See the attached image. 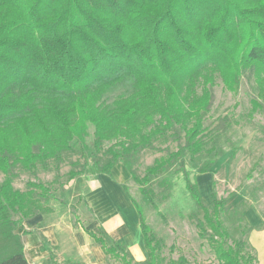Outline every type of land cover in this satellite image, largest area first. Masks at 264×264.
Listing matches in <instances>:
<instances>
[{"label": "trees", "instance_id": "16d2710c", "mask_svg": "<svg viewBox=\"0 0 264 264\" xmlns=\"http://www.w3.org/2000/svg\"><path fill=\"white\" fill-rule=\"evenodd\" d=\"M245 74L255 88L251 117L264 103V0H0V264H29L16 231L50 210L51 185L14 189L17 170L35 174L51 162L58 172L71 143L84 146L90 127L95 172L111 176L122 164L146 195L151 179L179 163L176 171L202 212L199 236L218 264H251L245 241L224 226L225 200L212 191L206 205L182 160L186 153H211L203 138L216 79L235 94ZM169 139L176 151L155 159L139 177L131 160ZM76 164L66 182L81 174ZM123 190L148 259L135 261L124 245L85 232L120 264H161L162 243ZM70 214L84 229L75 208ZM186 263L184 257L168 262Z\"/></svg>", "mask_w": 264, "mask_h": 264}, {"label": "rangeland", "instance_id": "374dc122", "mask_svg": "<svg viewBox=\"0 0 264 264\" xmlns=\"http://www.w3.org/2000/svg\"><path fill=\"white\" fill-rule=\"evenodd\" d=\"M120 92L122 89L117 90L116 94ZM213 94L214 100L204 124L206 131L203 138L208 143L207 149L212 148L211 153H202L200 156L182 154L183 165L206 205L211 207L209 194L212 191L218 199L225 200L226 210L222 221L230 236L245 241V251L253 258L251 264H264V255L258 252L264 242V232H262L264 229V103L262 108L250 117L255 88L253 80H250L246 74L241 79L237 93L225 91L220 80L216 79ZM92 133L90 127L84 146L71 143L72 149L64 153V160L58 172L51 162L48 170L39 167L35 174L17 170L18 177L13 181L14 189L25 192L28 190V182L49 184L52 188V196L47 204L51 203L52 198H56L63 210L67 205L68 211L71 208L78 211L81 200L71 194L74 189L69 182H66V177L67 172L72 168V162L77 163L73 169L81 171V174L93 171ZM182 136L181 134V141ZM176 145V141L169 139L168 142L159 141L152 148L140 151L131 160L132 170L139 177L143 176L146 167L155 159L165 157L169 151H176ZM108 147L109 144L104 143L102 149L106 150ZM104 157L100 154L98 160L103 162ZM211 161L212 164L208 168L207 164ZM179 167V163H176L169 171L151 179L150 183L143 187L147 191L146 195L139 191V186L131 180L128 173L127 177L121 180L132 199L141 207L146 225L162 243L159 252L161 264H168L169 260H177L179 257H184L186 264H218L208 242L199 236L196 220L202 218V212L185 190L182 175L176 171ZM201 168L207 169V172L199 174ZM115 175L119 176L117 173ZM2 180L3 175L0 173V182ZM78 213L82 216L85 229L90 230L87 220H84L89 215L85 210H80ZM110 214L111 212L107 210L105 215L101 214L104 224L109 221L108 224H112L113 220L108 218ZM42 217L46 219L42 225L48 227L50 233L48 235L50 241L41 237L49 256L57 264H83L80 261L74 263V260H78V255L75 253L77 245L74 246V243H77L75 234L83 231L79 227L72 226L70 215L65 211L63 214L55 212L51 215L49 210L42 214ZM25 221L16 231L22 241L26 237L22 235L23 231H31L33 234L39 230V227L38 229L26 227ZM51 222H54L53 226L49 225ZM53 228L54 232L51 233ZM96 233L103 237L108 245L112 244L101 229L98 228ZM126 233L128 231H121L114 236L115 239L125 242L127 246L125 239L129 240L131 237ZM84 248L85 258L92 257L93 262L97 261L93 246L87 242ZM144 252L146 257L142 258L143 260H138L135 252L131 253L135 261L142 262L148 259L145 250ZM85 258L82 261L89 263L90 260ZM105 264L120 263L105 256Z\"/></svg>", "mask_w": 264, "mask_h": 264}, {"label": "crops", "instance_id": "0c3cea01", "mask_svg": "<svg viewBox=\"0 0 264 264\" xmlns=\"http://www.w3.org/2000/svg\"><path fill=\"white\" fill-rule=\"evenodd\" d=\"M93 171H86L87 173H82L69 182L71 184V188L74 189L71 194H73V197H78L81 200V204L77 208L78 211H76L77 216H81L78 213L80 210H85V213L89 215L86 219L84 218L85 221L87 220L86 222L90 227L89 231L97 234L96 232L98 228L101 229L111 242H117L124 245L131 255V252H135V257L137 256L138 260H143L142 258L146 257L144 252L146 249L144 247V241L139 227L138 216L123 190V186L125 185L121 180V178H125V176L127 177V170L121 164H117L111 169V176ZM115 173L119 176H116ZM58 203L56 198H52L51 203L48 204L49 209L51 210V215H54L55 212L63 214L65 211L66 214L70 215L72 226L79 227L83 231V233L75 234L77 243H74V246L77 245L75 253L78 255V260H74V263L80 261L83 264H105L106 255L100 248L99 244L95 243L94 240L88 236L85 232V227L83 229L80 226L73 225L72 217L70 211H68L69 209L67 205H65V210H63L62 206ZM105 210L109 213L111 212L108 217L113 220L111 225L108 224L110 221L107 222L108 225L104 224L105 222L103 223L101 214L105 215ZM89 219L91 220L89 221ZM45 220L46 219H43L42 214H39L25 221L27 224L25 225L26 227L28 226L35 229H38L37 227H39L37 233L34 232L32 234V232L29 231L30 234H27L22 241L24 254L29 264H53L54 260L49 256L47 250H45L46 248L43 246L41 239L42 237L46 238L47 241H50L48 236L50 234L49 228L42 225ZM79 220L82 222V216L81 218L79 217ZM53 223L51 222L49 225L53 226ZM121 231H128L126 234H129L131 237L129 240L124 238L128 247L125 242L120 239H115V233ZM50 232H54V228L51 229ZM262 232H264V229ZM87 242L93 246V253L96 256L97 261L93 262L92 257L85 258L86 251L84 245L87 244ZM133 244H135V246H133ZM260 248L261 250H258V252L260 255L261 252L264 255V242ZM71 256L73 255L71 254ZM84 258L90 260V262L87 263L82 261Z\"/></svg>", "mask_w": 264, "mask_h": 264}]
</instances>
